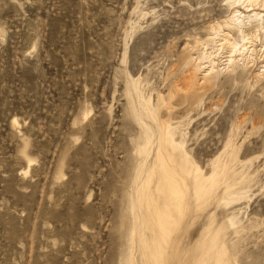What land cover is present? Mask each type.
Wrapping results in <instances>:
<instances>
[{
    "label": "rangeland",
    "instance_id": "obj_1",
    "mask_svg": "<svg viewBox=\"0 0 264 264\" xmlns=\"http://www.w3.org/2000/svg\"><path fill=\"white\" fill-rule=\"evenodd\" d=\"M243 1L0 0V264H146L145 186L167 198L144 104L216 183L197 207L176 171L188 193L165 264H190L211 215L232 264H264V28L246 26L233 73L217 46L238 35L211 32L235 8L264 25Z\"/></svg>",
    "mask_w": 264,
    "mask_h": 264
},
{
    "label": "bare ground",
    "instance_id": "obj_2",
    "mask_svg": "<svg viewBox=\"0 0 264 264\" xmlns=\"http://www.w3.org/2000/svg\"><path fill=\"white\" fill-rule=\"evenodd\" d=\"M240 1L242 2V0H231L230 6L235 3L238 4ZM244 1L247 3V6H256L258 4L256 2L261 1L259 3L264 7V0ZM260 19L262 18L258 12H253L252 15H242L241 12L237 11L235 8L227 20L225 19L224 22L216 26H211V32L213 33L221 31L220 29L223 27L235 30L239 38H236L238 40L234 38V42L232 40L229 42L226 36L221 38L224 42L221 44L219 43L217 48L226 47L228 50V56L224 60L226 63L223 68L226 70L230 69V72L233 73L238 68V61L242 60L244 62L246 60L244 57L245 52L251 53L252 51L246 47V41L249 39V36H247L249 30L246 29V26L249 25L251 21H255L257 24L251 29L253 34H255L259 29L261 30L264 28ZM221 32L223 34L224 31ZM217 33L220 35L219 32ZM226 34H228V32ZM220 37H222V35ZM213 42L211 38L205 46ZM204 51L198 56L201 60L207 59L209 63V66L206 68L207 72L204 75V79L207 80L211 75H214V79L221 73L220 71L223 68H214L215 62L212 61V52ZM235 54L241 57L236 59L234 56ZM194 77L191 79L194 80ZM194 81L192 83H194ZM144 105L150 119L156 125V138L158 144L156 169L159 174L156 190L164 194L167 198V204L166 209H160L153 198V194H151L149 188L145 186V190L148 191L147 193L145 192V214L152 237L149 241L142 239L143 256L145 257L146 264H165L164 251L168 242L172 240V235L175 233L178 224L183 220L185 214L188 192L185 179L181 176L192 179V193L197 207L202 206V208H204L208 204L214 196L216 183L213 175H202L200 169L196 166L194 161H192V157H189L187 154L188 152L186 151L184 143L185 140L178 125L172 126L169 118L160 121L157 110H155V108L150 109L146 104ZM169 116L170 115L167 114V117ZM146 132H150L149 127L146 128ZM149 135L151 134L149 133ZM149 135H146V143L149 142ZM142 149H145V145ZM176 171H178L181 176H179ZM149 182L150 179L147 180L146 185H148ZM213 219L211 215L208 225L205 226L200 236L194 242L195 247L190 256V264H232L223 241V226H219L216 230H213L211 226L213 224Z\"/></svg>",
    "mask_w": 264,
    "mask_h": 264
}]
</instances>
